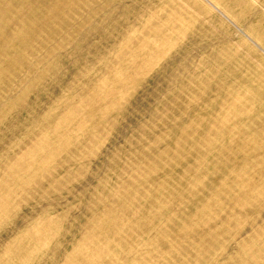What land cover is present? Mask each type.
Segmentation results:
<instances>
[{"label":"rangeland","instance_id":"1","mask_svg":"<svg viewBox=\"0 0 264 264\" xmlns=\"http://www.w3.org/2000/svg\"><path fill=\"white\" fill-rule=\"evenodd\" d=\"M0 264H264V0H0Z\"/></svg>","mask_w":264,"mask_h":264}]
</instances>
